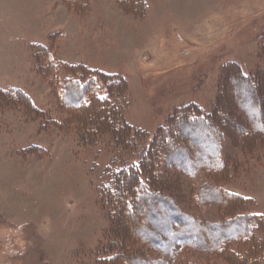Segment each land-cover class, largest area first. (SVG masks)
Returning <instances> with one entry per match:
<instances>
[{
  "label": "rangeland",
  "instance_id": "rangeland-1",
  "mask_svg": "<svg viewBox=\"0 0 264 264\" xmlns=\"http://www.w3.org/2000/svg\"><path fill=\"white\" fill-rule=\"evenodd\" d=\"M147 1L0 0V91L19 89L31 101L27 107L0 96V264H100L97 248L109 239L97 200L108 179L103 170L137 160L110 145L108 134L83 145L72 126L59 130L52 120L69 114L40 68L58 65L60 81L63 64L122 76L125 120L146 133L138 148L174 110L210 112L223 64L235 62L245 75L264 68V0ZM206 8L217 12L205 21ZM219 157L228 165L219 187L242 198L228 208L201 201L197 189L212 180L199 172L179 176V205L204 221L247 215L245 244L178 247L165 264H264V130L248 142L224 133Z\"/></svg>",
  "mask_w": 264,
  "mask_h": 264
},
{
  "label": "trees",
  "instance_id": "trees-1",
  "mask_svg": "<svg viewBox=\"0 0 264 264\" xmlns=\"http://www.w3.org/2000/svg\"><path fill=\"white\" fill-rule=\"evenodd\" d=\"M261 45L264 49V39ZM59 68L52 63L40 68L50 77L61 109L69 114L62 121L52 120L54 125L59 130L72 126L83 145H95L108 134L114 148L137 154V160L119 159L103 170L108 179L101 181L97 200L108 215L109 239L97 248L100 264H165L163 258L172 257L178 247L219 251L226 239L245 244L239 238L248 231L247 215L204 221L179 205L177 193L179 176L205 172L212 181L197 189L201 201L211 199L228 208L242 198L219 187L218 180L228 171L219 157L220 142L224 133L243 135L248 142L264 130V68L245 75L235 62L223 64L211 111L204 113L195 105L174 110L142 148L137 145L146 133L125 120L130 100L122 76L63 64L66 78L60 81ZM0 96L31 107L29 96L19 89L0 91ZM226 248L224 244L220 252Z\"/></svg>",
  "mask_w": 264,
  "mask_h": 264
},
{
  "label": "crops",
  "instance_id": "crops-1",
  "mask_svg": "<svg viewBox=\"0 0 264 264\" xmlns=\"http://www.w3.org/2000/svg\"><path fill=\"white\" fill-rule=\"evenodd\" d=\"M146 2H147V5H148V1L146 0ZM210 11H214L213 13L215 14V12H217V10L216 9H214V8H212ZM210 11L206 8V10L201 14L202 15V17H204V20L206 21V19L208 18V13H210ZM198 18V17H197ZM192 19H194V20H196V17H194V18H192ZM198 19H201V18H198ZM197 28H199V26L197 27Z\"/></svg>",
  "mask_w": 264,
  "mask_h": 264
}]
</instances>
